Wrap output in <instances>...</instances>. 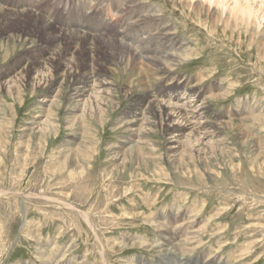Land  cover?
Returning a JSON list of instances; mask_svg holds the SVG:
<instances>
[{"label": "rangeland", "instance_id": "374dc122", "mask_svg": "<svg viewBox=\"0 0 264 264\" xmlns=\"http://www.w3.org/2000/svg\"><path fill=\"white\" fill-rule=\"evenodd\" d=\"M131 1L138 4L142 1L163 14L175 36L180 35L189 48L185 53H188L186 63L174 72L178 78L191 77L195 83L201 82L198 89L207 97L211 110L205 120L211 119L209 123L212 124L229 120L250 136L241 137L224 129L221 136L213 137L228 142L229 147L223 153L212 148L209 152L213 157L209 154L206 160L186 161L178 166L182 171H174L177 162H173L166 150L170 142H164L159 132L151 133L148 140L151 139L154 146H146L148 149L142 160H128L127 167L123 168L120 163L133 140L126 143L134 137L116 123L133 102L131 97L144 91V80L152 76L150 81L157 82V87L160 79L150 70V73L146 70L139 73L136 69L128 71L121 62L119 65L117 57L104 51V47L88 51L84 46L81 51L74 42L61 41L64 53L74 51L79 59L86 58V52L90 53V64L99 53L107 67L113 69L112 83L117 89L113 101L118 107L108 112L102 125L94 119L88 127L81 122L69 127L72 117L66 103L56 111L57 131L45 132L43 138L37 140L29 137L28 132L36 123L45 120L46 117L43 121L37 117L48 107L44 99H52L57 88L48 87L33 95L34 90L28 85L19 101L0 93L8 106V114L0 112V138L6 137L0 144V264H54L61 253L67 258H76L78 264L81 259L85 264H128L132 257L155 262V250L140 246L125 248L118 243L149 245L165 229L151 226L161 220L158 214L165 210H170L172 221H180L172 223L174 227L185 223L177 227L178 233L184 230L185 238L196 237L192 247H196L199 255L195 261H208L210 255L215 254L228 259V264L230 261L233 264H264V32L254 34L251 46L245 28H242V45L222 33L213 35L196 16L185 11L180 0H97L95 5L86 7L91 11L89 18L82 19L76 9L74 16L82 20V24L94 26L95 36L88 34V38L110 37L115 42H123L126 38V43L130 44L136 41L139 32L146 37L142 29L136 32L135 20L128 19ZM63 2L69 6L79 4L77 0H0V10L8 14L31 13L47 20L48 12L63 7ZM117 4L123 7L118 12ZM122 9L124 12L120 13ZM61 14L54 16L56 24L63 20ZM22 17L27 20L24 25L11 20L15 22L10 24L15 30L10 26L0 27V83L11 81L20 63L32 61L31 51L43 46L47 48L45 52H51L59 46L50 43L44 31L32 28L41 23L28 14ZM60 27L61 24L56 32ZM136 43L131 44L132 47H138ZM116 46L121 48L117 42ZM152 47L156 48V44ZM64 58L67 64L74 63ZM125 88L134 93L124 99ZM226 88H230L227 97H208ZM84 132L88 134L86 139ZM83 140L91 141V150L86 158L79 160V166L73 168V155ZM258 144L263 149H259ZM66 159L67 164H64ZM83 211L89 214L93 226H89Z\"/></svg>", "mask_w": 264, "mask_h": 264}, {"label": "bare ground", "instance_id": "6f19581e", "mask_svg": "<svg viewBox=\"0 0 264 264\" xmlns=\"http://www.w3.org/2000/svg\"><path fill=\"white\" fill-rule=\"evenodd\" d=\"M180 1L183 2L185 11H188L192 15L196 16L199 23L203 27L208 28V31L213 35L219 36L222 33L227 39L232 40L235 43L238 41L240 45L243 44V41L241 40L243 34L242 28L246 29L245 33L249 36L250 46L253 39L256 37V35L254 36V34L256 32L259 33L260 31L264 32V0ZM100 6H102V4H100ZM117 6H119L116 7L117 10H119V8H123L120 7V4H117ZM129 6V12H127L128 19L133 21L135 20L133 24H135L136 32L142 29L146 34V37L141 36L142 33L139 32L140 35L138 36L136 41H133L130 44L128 42L126 43V38L125 40H123V42H119L116 40L118 46H120L121 48H118L116 46V42L114 41L115 39L110 37H93L90 39L87 36L77 35L75 34L76 32L74 34L61 31L56 32L57 29L54 28L50 24V22L43 19L41 20L38 17H34L31 13L8 14L4 13L3 10H0V27L10 26L11 30H15L13 29L14 27L10 25L15 22H11V20H16L17 25H24V21L27 20L22 16H27L28 14L29 16H31L30 18H33V20L42 24L41 26L35 24L32 27L33 29H41V31H44L45 36H47L46 39L50 43L59 44V46L57 45V50H55L54 47V50H51V52H54L53 57L48 56L43 58V60L36 59L34 61V64L29 63L25 66H21L18 68V73L15 74L16 76L11 79V81L0 83V93L4 92L5 96L7 95L8 98H12L17 101H19L23 90L27 88L28 85L34 90L32 92L33 95H35L37 91H42L43 89H46L48 87H50L51 89L57 88V93L52 97V99H44L45 101L43 103H45V105H48V107L44 109V112H40V117L37 118H39V121H43L44 118H46L43 122H38L36 123V125L34 124L35 126H32L30 128V131L28 132L29 137L31 136L34 139L40 140L45 135V132L49 133L58 129V126H55L54 124V121L57 120L56 111H59L60 107H64L63 105H66V103L68 104L67 106L70 107L69 110L71 111L70 114L72 117V119L69 121V124L71 125L69 127H73L76 122H81L83 123L84 127H88V123H93L94 119H98L99 124L102 125L106 120V115H108V112L113 111L118 107L113 101L114 96L117 92V89L112 83L113 78L111 77V72L113 71V69L107 67L105 60L100 59L99 53L96 55L97 57L92 58L91 64L88 63V57L90 53L86 52L88 56H86V58L85 56L84 58L81 57L80 59L77 58V54L74 51H66L64 53L62 49L63 46H60V42L64 41L67 44L74 42V45H78L77 49H82L81 51H83L85 47L87 48V50L96 48H98L99 50L104 47V51H108L110 54L115 56V58H118L120 66L122 63L123 66H126V69H128V71H133L136 69V71H138L139 73L142 70H146L147 72H149L150 70L151 72H153L155 77L160 79L159 86H163L165 84V88L169 90L167 97L159 95L158 88L155 87V84L157 85V82L154 83L150 81L153 78L152 76H150V78L145 77L146 80H144L143 82L145 83V87L143 88L144 91L141 92L140 95H136V97H131L133 102L125 110V112L121 113L123 117H120L121 119H119L116 125L120 126L121 129H125V131H129L130 133H132V137H134L130 139L131 141L129 140L127 143L125 142L126 144H130V142H132L133 140V145H130L128 149H126L127 151L120 163L123 168L127 167L126 163L128 162V160L137 162H139L140 159L142 160L144 157V151L148 149V147L146 146H154V144H151L154 142L151 139L148 140V136L151 135V133L157 134L159 132L163 136L164 142H170L166 146V150L168 156L172 158L173 162H177L174 171H182L179 170L178 166L186 164V161H191L194 159H208L210 155L212 156V154H210L209 152L212 148L216 150L219 149V151L223 153L224 150L229 147L228 142L225 143L226 139L224 138L214 139L213 137L220 134L222 135L221 132H223L224 129H228L229 133H234L235 135L249 138L250 135L247 134L243 129H241V127L237 123H229L228 120V122H223L221 124H212L209 123L211 122L209 121L211 119L207 121L205 120L206 115L211 112V110L210 106L208 105L209 103L207 102V97H205V95L202 94L203 92L201 93L198 89L199 83L201 84V82L195 83L190 79V77L188 78L189 82H183V85H180L182 80L180 81V79L175 76L174 71L179 69V67H182L181 64L185 62V58L188 54H185L188 47L185 46L184 40L179 38L180 35L178 38L175 36V33H173L172 30L173 28L169 26V21L165 19L166 17L163 14H159L158 11L153 9L150 5H145L142 3V1L141 3L139 2V4L137 3V1H131V4ZM122 11L123 9L120 10V13H122ZM118 20L120 19L118 18ZM150 24H152L154 27ZM53 31L55 32L52 33ZM201 31L204 32V30ZM135 43L139 45H137L138 47L136 48H134V46L132 47L131 45H134ZM153 43L156 44V48L152 47ZM40 48L45 49V47L43 46ZM115 48L118 50V53L115 52ZM29 49L31 50L32 48ZM171 50L172 52H170ZM146 54H148V57L145 56ZM64 56L72 59L74 63L67 64L65 62L66 60ZM168 78H170L172 81L177 78L178 84L174 88H172L168 82ZM229 89L230 88L224 89L222 93L208 94V97L213 99H222L224 97H227V94L230 91ZM133 91L134 90H128L125 88L123 94L124 99L125 97H130L131 94L134 93ZM179 91H181V93H179ZM7 107L8 106L6 102H4V100L0 97V112L5 111V114H8L6 113ZM256 118L258 117L256 116ZM3 128L5 129L6 126H4ZM77 128L79 129V126ZM89 128L87 129L90 130ZM72 129L74 131L75 127ZM187 131L188 133H186ZM77 134L79 135V133ZM87 135L88 134L84 132L83 138L86 139ZM4 138L6 137H2V139L0 138V144H2ZM125 143L124 145H126ZM146 143L148 144L146 145ZM256 143L257 141L255 142V144ZM172 144L175 145L171 146ZM258 145L259 149H263L260 144ZM77 147V152L73 155V161H75V165L72 164L74 166L73 168H75L76 165L77 167L79 166V160H82L84 159V157L86 158L88 156L89 151L91 150L89 147H92V144L89 140H83L78 144ZM155 150L156 149L154 148L153 151ZM257 150L258 149H256V151ZM67 161L68 159H66L64 164H67ZM116 169L118 170L119 167ZM68 199L70 200V198ZM66 205L70 208L74 207L69 203H66ZM102 213L104 212L101 211V214ZM83 214L87 222L89 223V226H93V223L91 222L92 219L89 214H85L84 211ZM102 218L103 216L101 217V219ZM176 221L180 222L178 220ZM176 221H172V223L177 224ZM155 223V225L151 226L155 228L164 227L162 225V222ZM182 226H185V223L182 222L179 226L176 225V228H180ZM187 228L192 229V227ZM195 233L197 235L199 232L196 231ZM179 234L180 233H178L177 231L175 235H172L171 232L166 228L161 230V237L165 241H168L169 245H148L146 243L142 244V242H136L132 244L122 242L118 244L125 248H129V246H140L144 248L148 247V249L155 250V252L157 253L155 262H152L153 260L149 261L147 258L142 259L141 257H132L131 260L127 261L128 264H134V262L136 261H138L137 264H175L177 260H175V257H177L178 255H180L182 258V261L178 262V264H192L196 256L199 255V252L197 253L195 250L196 247H192L194 246L196 237L188 236L187 238H185L187 236L185 234L184 236L181 235L179 237ZM37 237L35 236V238ZM53 248L55 249V247ZM64 259L65 261H62ZM76 262V258H67V255L65 253H61L59 254L54 264H78V262ZM80 264H85V260L81 259ZM199 264H228V259H221L219 258V256L212 254L210 255L207 263L202 262ZM229 264L233 263L230 261Z\"/></svg>", "mask_w": 264, "mask_h": 264}]
</instances>
